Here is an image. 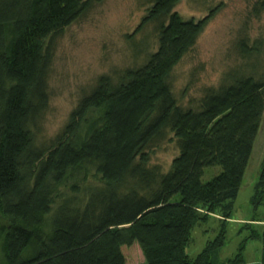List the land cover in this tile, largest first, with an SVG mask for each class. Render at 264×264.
<instances>
[{
	"label": "trees",
	"instance_id": "obj_1",
	"mask_svg": "<svg viewBox=\"0 0 264 264\" xmlns=\"http://www.w3.org/2000/svg\"><path fill=\"white\" fill-rule=\"evenodd\" d=\"M100 1L0 0L6 264H131L126 250L133 242L147 264H245L244 241L230 257L221 260L220 252L264 110V72L232 75L208 88L197 108L180 105L166 78L207 17L182 19L173 9L179 0H152L137 26L157 30L145 62L116 78L99 75L60 131L49 141L36 138L55 40ZM240 45L251 53L246 42ZM166 130L178 153L163 169L151 163L149 147ZM213 165L220 171L202 181ZM263 201L264 156L250 197L253 208ZM211 218L217 233L190 257L194 227ZM248 237L261 240L257 264H264V234L251 229Z\"/></svg>",
	"mask_w": 264,
	"mask_h": 264
},
{
	"label": "rangeland",
	"instance_id": "obj_2",
	"mask_svg": "<svg viewBox=\"0 0 264 264\" xmlns=\"http://www.w3.org/2000/svg\"><path fill=\"white\" fill-rule=\"evenodd\" d=\"M150 6L152 0H101L56 38L48 74V105L36 128L38 141H49L60 131L80 97L92 90L99 75L116 78L126 68L141 65L156 49L154 25L146 23L137 29ZM173 9L182 19L207 17L194 44L166 78L180 105L197 108L208 88L217 87L232 75L252 74L259 78L264 72V8L260 0H179ZM241 41L251 47L250 54L241 49ZM149 151L151 163L167 168L178 153L172 132L166 130L163 139L152 142ZM263 156L264 110L232 217L226 226L221 260L233 255L241 241H244L245 264H257L260 259L261 240L248 236L251 229L260 236L264 234V201L256 208L250 202ZM219 171L218 165L205 167L202 181ZM253 217L256 220H251ZM0 223H4L1 217ZM217 230L216 218L196 225L186 248L187 254L190 257L197 254ZM33 250L34 245H31L23 256L29 257ZM126 251L131 264H147L137 242ZM0 264H6L1 232Z\"/></svg>",
	"mask_w": 264,
	"mask_h": 264
}]
</instances>
